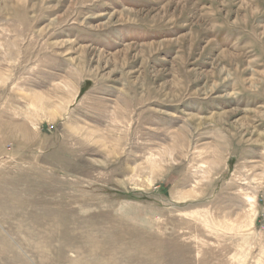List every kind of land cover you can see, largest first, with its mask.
Segmentation results:
<instances>
[{
  "label": "rangeland",
  "instance_id": "374dc122",
  "mask_svg": "<svg viewBox=\"0 0 264 264\" xmlns=\"http://www.w3.org/2000/svg\"><path fill=\"white\" fill-rule=\"evenodd\" d=\"M0 264H264V0H0Z\"/></svg>",
  "mask_w": 264,
  "mask_h": 264
},
{
  "label": "bare ground",
  "instance_id": "6f19581e",
  "mask_svg": "<svg viewBox=\"0 0 264 264\" xmlns=\"http://www.w3.org/2000/svg\"><path fill=\"white\" fill-rule=\"evenodd\" d=\"M7 251L13 252L14 250L12 248L8 250L4 246L3 250L0 251V261L6 262V261H8L7 260L8 258H11V256H9L8 253H6ZM10 254H12L13 259L19 261V264H20V262H21L20 257H18L17 255H14L13 253H10Z\"/></svg>",
  "mask_w": 264,
  "mask_h": 264
}]
</instances>
